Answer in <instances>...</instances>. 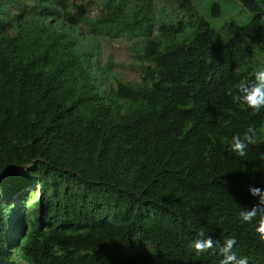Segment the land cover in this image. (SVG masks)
<instances>
[{
  "label": "trees",
  "instance_id": "trees-1",
  "mask_svg": "<svg viewBox=\"0 0 264 264\" xmlns=\"http://www.w3.org/2000/svg\"><path fill=\"white\" fill-rule=\"evenodd\" d=\"M19 1L0 0V264H220L218 249L190 247L201 231L264 264L255 221L238 215L264 189V109L238 98L264 6L236 0L252 18L221 45L191 0H175L186 22L158 27L152 0H102L95 20L69 0L14 14ZM98 24L140 35L138 83H102ZM248 127L257 142L239 157L231 138Z\"/></svg>",
  "mask_w": 264,
  "mask_h": 264
},
{
  "label": "rangeland",
  "instance_id": "rangeland-1",
  "mask_svg": "<svg viewBox=\"0 0 264 264\" xmlns=\"http://www.w3.org/2000/svg\"><path fill=\"white\" fill-rule=\"evenodd\" d=\"M71 3L81 5L85 16L95 20L104 18L109 11L105 8L102 0H69ZM264 6V0H254ZM199 21L206 23L218 36L221 45L229 42L235 29L246 25L252 18V14L245 10L236 0H191ZM14 5V6H13ZM32 5V0H21L10 5L12 13H18L21 8ZM154 6V26L158 27L165 22L182 20L186 17L178 12L175 0H152ZM261 28L264 31V20H261ZM83 29H85L83 27ZM112 26L104 28L97 25L94 30L98 48L96 72L100 75L105 87L115 88L116 83L133 84L138 83L142 76V69L145 66L138 59L140 35L137 33H126L123 29ZM194 25L186 28L181 34L174 37L175 41L188 39ZM243 46L248 47L249 53L242 57L241 66L250 70L252 75L264 68V50L258 43L245 41ZM262 138L260 140L263 148L262 159L264 160V121L260 128ZM27 209L34 210L37 200V187L30 186L27 191ZM20 198V196L18 197Z\"/></svg>",
  "mask_w": 264,
  "mask_h": 264
},
{
  "label": "clouds",
  "instance_id": "clouds-1",
  "mask_svg": "<svg viewBox=\"0 0 264 264\" xmlns=\"http://www.w3.org/2000/svg\"><path fill=\"white\" fill-rule=\"evenodd\" d=\"M239 100L247 108L251 109L252 115L264 109V68L258 69L254 74V79L250 84H241L238 88ZM257 142V130L248 127L243 136L237 134L231 138L229 151L235 153L239 157L247 155L250 145ZM250 195L257 198L256 203L249 209H241L239 218L242 222L253 223L255 221V232L261 243H264V189L260 187H249ZM235 237H228L220 242L213 239L210 235H205L203 231L198 233V238L193 240L190 247L198 254L207 252L211 249H218L219 255L222 257L220 264H247L248 258L238 256L234 250L236 246Z\"/></svg>",
  "mask_w": 264,
  "mask_h": 264
}]
</instances>
